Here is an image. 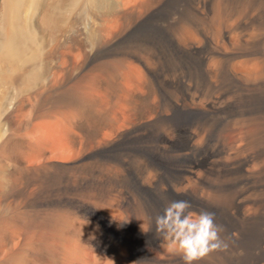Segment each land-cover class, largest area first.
Listing matches in <instances>:
<instances>
[{
  "label": "bare ground",
  "instance_id": "6f19581e",
  "mask_svg": "<svg viewBox=\"0 0 264 264\" xmlns=\"http://www.w3.org/2000/svg\"><path fill=\"white\" fill-rule=\"evenodd\" d=\"M181 199L264 264V0H0V264H183Z\"/></svg>",
  "mask_w": 264,
  "mask_h": 264
},
{
  "label": "clouds",
  "instance_id": "9594fccd",
  "mask_svg": "<svg viewBox=\"0 0 264 264\" xmlns=\"http://www.w3.org/2000/svg\"><path fill=\"white\" fill-rule=\"evenodd\" d=\"M155 225L162 238L161 246L179 256L183 264H200L213 253L227 252L230 247L221 235L224 228L216 223L215 213L195 212L188 200L168 202L162 214L155 218Z\"/></svg>",
  "mask_w": 264,
  "mask_h": 264
},
{
  "label": "rangeland",
  "instance_id": "374dc122",
  "mask_svg": "<svg viewBox=\"0 0 264 264\" xmlns=\"http://www.w3.org/2000/svg\"><path fill=\"white\" fill-rule=\"evenodd\" d=\"M228 50L230 49L229 47H227ZM237 105V106H236ZM231 106H233L232 108L229 109V111H232L235 112V111H238L240 110V108L242 109V106L241 105H238L236 103H233ZM232 109V110H231ZM190 124V123H189ZM216 137V131H214L211 135V138L209 140V145H212L214 143V139ZM168 175H172V172L170 171V169L168 170Z\"/></svg>",
  "mask_w": 264,
  "mask_h": 264
}]
</instances>
